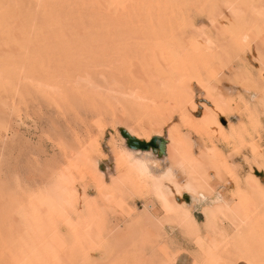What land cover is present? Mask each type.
Masks as SVG:
<instances>
[{
    "label": "bare ground",
    "instance_id": "6f19581e",
    "mask_svg": "<svg viewBox=\"0 0 264 264\" xmlns=\"http://www.w3.org/2000/svg\"><path fill=\"white\" fill-rule=\"evenodd\" d=\"M33 1L37 3L38 0ZM41 1L47 3L49 0ZM244 1L241 4L246 8L236 0L226 2L228 16L226 13L223 16L246 22L242 24L241 32L238 30L240 44L249 37L247 23H256L260 27L256 29L259 34L251 39L253 48L246 59L257 65L259 80L246 71L236 75L231 83L228 77V84L225 82L227 76L222 74L219 79H213V86L195 85L186 80L192 67L172 64L167 71H162L154 59L151 63L157 67L146 75L143 72L139 76L143 78L140 83L135 85L137 79L134 80L133 75L127 79L128 83L134 82L130 83L133 86H126V83L123 87L118 79H114L106 94L99 97H88V89L80 91L70 79L65 82L68 89L61 87L57 77L34 79L32 84L28 83L31 93L47 99L58 97L60 104L67 108L70 96L62 95L66 91L71 96L85 99L90 108L86 109L91 112L95 107L92 102L93 110L88 106L89 99L102 103L98 105L92 100L97 108L107 104L105 107L111 110L114 138L104 146L106 136L103 131L100 138L92 142L84 136V140L76 138L67 145L57 144L59 159L51 162L28 188L26 185L24 189L9 186L10 191L5 184H0V264H76L79 256H83L86 263L95 264L98 261L94 263L93 259L92 263L90 253L100 252L110 257L106 238L112 230L109 215L119 213L120 209L126 213L130 225L120 231L117 238L123 240L125 236L128 238L137 233L147 237L151 256L146 263L154 264L156 254L163 264L177 263V258L168 256L167 248H161L162 240H167L164 232L174 227L184 245L201 248V252L187 257L183 264H264V187L252 176L243 180L233 164L234 159L245 153L248 133H245L247 126L236 127L231 123L244 120L250 127H257L260 112L264 113V81L261 79L264 76V0H256L258 2L254 4L252 0ZM1 6L0 12L6 5ZM4 12L0 15L4 16ZM214 14H207L211 17L207 20L209 26L219 23L216 19L219 16L214 17ZM1 16L0 22H5V16ZM59 24L62 23L56 27H60ZM195 29L197 31L192 29L195 32L192 40L203 34ZM59 50L62 49L59 47ZM16 82V95L29 96V89L19 86L18 79ZM80 82L92 88L88 79L83 78ZM198 89L202 91V107L198 106L196 98ZM229 91L238 93L239 103L226 98ZM253 98L255 101L252 102ZM176 112L187 118L184 129L173 122ZM136 115H148L145 125L136 123ZM221 121L230 123L228 130ZM131 140L141 145L132 147ZM247 144L261 161L264 171V152L256 143ZM102 163L110 164L106 173L100 171ZM215 182L225 185L224 193H215ZM137 205H141V209L136 210ZM195 209L200 210L202 223L195 219ZM153 230L157 237L154 242Z\"/></svg>",
    "mask_w": 264,
    "mask_h": 264
},
{
    "label": "rangeland",
    "instance_id": "374dc122",
    "mask_svg": "<svg viewBox=\"0 0 264 264\" xmlns=\"http://www.w3.org/2000/svg\"><path fill=\"white\" fill-rule=\"evenodd\" d=\"M3 1H5L4 5L0 6L6 5L7 8H1L5 11H2L5 13V22H0V184H5L10 191L16 186L24 189L23 186L26 185L25 187L28 188L32 181H37L47 166L59 159L60 151L57 148L60 144L67 145L76 138L84 140V136L85 139L90 138L92 142L99 139L103 131L106 136L104 146L114 138L111 132V110L108 106L105 107L107 104L103 103L105 105L101 106L102 103L96 99H89L88 106L93 110L91 105L94 104L95 113L100 109V112L95 114L93 111H88L90 108L85 104V99L81 100L76 95L71 96L70 92L66 91L62 95L70 96L67 108L65 107L67 105L60 104L62 102L58 97L50 96L52 99H47L31 93L29 84H32L34 79L57 77L63 89H68L65 82L70 79L80 91L88 89L90 93L88 97H99L101 94H106L107 87L114 82V79L116 81L118 79L122 86L126 83V86H133L134 84L130 83L134 82L128 83L133 75L134 80L137 79L135 85L140 83L143 78L139 76L143 72L146 75L150 70L152 71L155 65L153 66L151 60L154 59L162 71H167L168 66L172 64L176 66L185 64L184 66H190V69L192 67V74H188L189 79L186 80L194 82L195 85L204 83L213 86L215 84L212 82L213 79H219L222 74L227 76L225 82L228 84L236 78V75L246 71L251 73L253 79L259 80L260 77L257 73V65L246 60L250 57V49L253 48L251 39L254 40L253 36L259 34L260 31H256L260 27L256 23H247L249 32L246 33L252 37H248L250 41L246 39L240 44L239 31L246 22L239 20L240 18L238 21H233L236 20L235 18L233 20L231 17H228L230 20L226 18L228 16L226 2L234 0H49V5L48 2L41 0L36 1L37 3L33 0H7L8 2L1 0L0 3ZM236 1L241 4L244 0ZM258 1L252 0L251 3ZM212 12L215 13L214 17L218 15L223 18L225 13L226 17L223 19L217 17L219 23L214 22L216 25L209 26L211 24L207 20L213 16L210 15ZM207 14L210 15L209 18ZM58 23H62L59 24L61 28L56 27ZM195 28L204 35L201 34V38L192 40V35L195 33L193 31H197ZM247 43H251L249 48ZM59 47L62 50H59ZM50 73L53 75H49ZM83 78L91 82L92 88H87L88 86L80 82ZM17 79L19 86H23L24 90L29 89L27 90L29 96L16 95L15 80ZM261 79L264 81V76ZM196 92L198 106L202 107L204 106V100H201L202 91L198 89ZM229 92L231 93H226V98L239 103L238 93ZM92 100L101 104L99 108ZM111 102L115 103L113 100ZM260 113V123L257 127H250L244 120L241 122L237 120L239 123L235 121L236 124L235 122L231 124L236 127H242V124L247 126L245 131L248 133L247 142L256 143L264 152V113ZM147 116L136 115V123L145 125ZM173 118L175 126L181 129L186 127L187 118L180 112H176ZM221 123L228 130L230 123L227 121ZM87 132L89 135L86 134ZM90 140L88 139V142ZM247 142L243 149L245 153L234 159L233 164L243 180L252 176L264 187L261 161L251 153L253 151ZM224 152L227 154L229 151ZM109 166V163H102L100 171L106 173ZM213 185L215 193L225 192V185L219 182ZM135 209H141V205H137ZM194 216L199 223L203 222L200 210L195 209ZM109 221L112 230L106 238L110 257L100 252H96L99 253L98 255L90 253L88 255L92 258L90 261L94 259L93 262L98 261V264H103L104 261L105 264H149L146 263L151 256L147 237L137 233L128 238L125 236L123 240L117 238V234L130 225L126 213L120 209L119 213L109 215ZM164 233L167 240H162L161 248H167L168 256L178 259L176 264H183L187 257L201 252L199 246L184 245L174 227H171L170 231L167 228ZM151 237L154 242L157 238L155 230L152 231ZM99 259H101L100 263ZM76 262V264H84L87 261L83 256H79ZM154 264H163L157 254Z\"/></svg>",
    "mask_w": 264,
    "mask_h": 264
},
{
    "label": "water",
    "instance_id": "95a60500",
    "mask_svg": "<svg viewBox=\"0 0 264 264\" xmlns=\"http://www.w3.org/2000/svg\"><path fill=\"white\" fill-rule=\"evenodd\" d=\"M135 145H136V146H137V145L139 146V145H141V143H139V142H134V141L131 140V141H130V146L133 147V146H135Z\"/></svg>",
    "mask_w": 264,
    "mask_h": 264
}]
</instances>
